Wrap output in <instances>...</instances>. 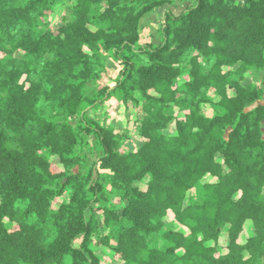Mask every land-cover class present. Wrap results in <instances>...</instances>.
I'll return each instance as SVG.
<instances>
[{
	"label": "trees",
	"instance_id": "trees-1",
	"mask_svg": "<svg viewBox=\"0 0 264 264\" xmlns=\"http://www.w3.org/2000/svg\"><path fill=\"white\" fill-rule=\"evenodd\" d=\"M175 2L0 0V264H102L104 247L117 264H264V0ZM110 59L115 85L89 91ZM112 96L136 109V151L90 116Z\"/></svg>",
	"mask_w": 264,
	"mask_h": 264
},
{
	"label": "rangeland",
	"instance_id": "rangeland-1",
	"mask_svg": "<svg viewBox=\"0 0 264 264\" xmlns=\"http://www.w3.org/2000/svg\"><path fill=\"white\" fill-rule=\"evenodd\" d=\"M76 0H66L67 5L72 4ZM195 0H176L175 4L172 6V9L175 12H179L183 8L187 6H191ZM66 14V5H57L55 7V11L51 16V21L53 26H57L58 24L64 23ZM163 21L162 13H152L148 16V19L145 21L144 35H152L154 39L158 40V30ZM108 70L105 72L103 78L99 81L93 83V85H89V91L97 92L101 87H110L113 88L114 77L118 73V66H116L113 61L108 60ZM184 78V77H182ZM263 74H257L254 76L248 77L247 82H256L260 83L262 81ZM204 114L210 116L213 113L211 106H205L203 108ZM90 116L93 118H99L103 123H112L115 125V131L118 133H125L127 131L128 138H125L122 141L121 147L123 149L136 151L140 145L143 144V139L139 137L134 131V127L130 124L137 118V113L135 107L132 105L126 106L116 99V97H111L110 99L101 102L97 108L96 112H90ZM87 137V144L84 147V155H86L88 162L86 164L87 167L90 166L91 162L95 161L99 154L101 153V148L96 140L91 135ZM53 170H58L62 168V165L59 161L58 157L53 156L52 158ZM208 180L212 181L213 178H209ZM172 216H168L167 221H171ZM253 234V226L251 223H247L242 233L241 240L243 241L245 238L249 237ZM226 244L225 234H222L219 240V248L220 251H224ZM99 255L102 259V264H117L119 261L117 256L112 254L106 247L99 250Z\"/></svg>",
	"mask_w": 264,
	"mask_h": 264
}]
</instances>
